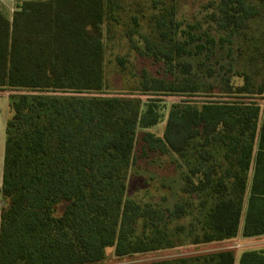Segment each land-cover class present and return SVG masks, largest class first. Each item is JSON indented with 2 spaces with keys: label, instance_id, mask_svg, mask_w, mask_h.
Returning a JSON list of instances; mask_svg holds the SVG:
<instances>
[{
  "label": "trees",
  "instance_id": "1",
  "mask_svg": "<svg viewBox=\"0 0 264 264\" xmlns=\"http://www.w3.org/2000/svg\"><path fill=\"white\" fill-rule=\"evenodd\" d=\"M116 2L22 0L12 16L0 8V91L12 92L0 264H101L109 247L123 258L182 246L169 223L190 216L193 202L171 209L126 196L138 128L161 121L155 106L141 112L118 96H82L104 90L103 24ZM175 9V0L163 2L156 21L168 46L147 38L140 52L186 78L155 77L143 88L188 96L198 85L191 63L180 59L186 42L174 33ZM217 9L211 20L232 34L258 13L251 0H219ZM224 91L228 100L174 104L163 136L141 137L144 151L184 160L193 150L182 192L200 200L202 218L189 225L196 246L233 240L241 225L244 238L264 235V84L255 88L245 75L242 85L228 78ZM185 230L177 224L174 232ZM156 264H236V256L223 249ZM239 264H264V251L243 252Z\"/></svg>",
  "mask_w": 264,
  "mask_h": 264
},
{
  "label": "rangeland",
  "instance_id": "2",
  "mask_svg": "<svg viewBox=\"0 0 264 264\" xmlns=\"http://www.w3.org/2000/svg\"><path fill=\"white\" fill-rule=\"evenodd\" d=\"M22 0H0V8L10 16L16 5ZM171 0H117L112 12L107 15L103 24L105 46V87L101 93L83 94L85 98L114 97L125 98L139 105L143 112L149 104L154 105L160 114V123L150 129L138 128L135 159L127 176V192L129 199L141 203L160 204L173 208L178 202H193L194 212L185 218L169 223V231L182 246L158 252L117 258L114 249H106V259L101 264H156V262L206 254L216 250L231 249L236 256V264L245 251H264V235L255 238H244L241 231L230 241L206 245H192L190 223L198 224L202 214L199 198L185 195L184 176L188 173V162L193 160V150L187 159H180L172 152L143 150L141 140L143 132L150 131L156 136H163L168 114L174 104L184 99L196 100H228L224 91L228 78L232 84L242 85L248 75L252 86L258 88L264 84V0H251L257 8V15L250 18L243 29L232 34L230 29H223L218 22L211 20V14L217 12L219 0H175L174 33L185 46V53L180 58L190 62L192 79L198 85V92L192 95H176L146 91L143 84H152L155 77L184 81L186 75L180 70L171 72L160 61L142 55L140 50L146 47V39H150L159 47L168 46L160 29L157 27V16L161 14L163 2ZM171 35V34H170ZM202 49H199V46ZM148 83V86L150 85ZM10 91H0V185L3 174L4 149L6 140V122L11 115ZM255 96V95H253ZM221 157V155H217ZM216 157V158H217ZM253 169L250 171L252 178ZM1 188V186H0ZM6 202L0 193V212ZM63 205L57 208L60 213ZM246 210V203H245ZM170 221V220H169ZM184 224L183 233H175V226ZM242 227V225H241Z\"/></svg>",
  "mask_w": 264,
  "mask_h": 264
},
{
  "label": "crops",
  "instance_id": "3",
  "mask_svg": "<svg viewBox=\"0 0 264 264\" xmlns=\"http://www.w3.org/2000/svg\"><path fill=\"white\" fill-rule=\"evenodd\" d=\"M4 13H5V12H4ZM5 14H6V13H5ZM12 14H13V12H12ZM12 14H11L10 16H12ZM7 16H8V15H7ZM2 175H3V174H2ZM1 185H2V182H1ZM1 185H0V186H1ZM240 231H241V233H242V227H241V230H240ZM239 259H240V258H239ZM236 262H237V261H236Z\"/></svg>",
  "mask_w": 264,
  "mask_h": 264
}]
</instances>
